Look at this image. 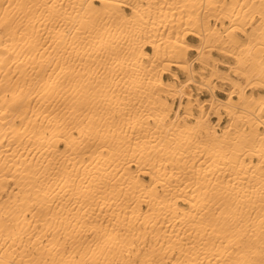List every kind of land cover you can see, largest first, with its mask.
Here are the masks:
<instances>
[{
	"label": "bare ground",
	"instance_id": "obj_1",
	"mask_svg": "<svg viewBox=\"0 0 264 264\" xmlns=\"http://www.w3.org/2000/svg\"><path fill=\"white\" fill-rule=\"evenodd\" d=\"M263 54L264 0H0V264H264Z\"/></svg>",
	"mask_w": 264,
	"mask_h": 264
},
{
	"label": "rangeland",
	"instance_id": "obj_2",
	"mask_svg": "<svg viewBox=\"0 0 264 264\" xmlns=\"http://www.w3.org/2000/svg\"><path fill=\"white\" fill-rule=\"evenodd\" d=\"M256 1L258 3V1H260V0H256ZM124 8H125V10L127 12H129V8H127V7H124ZM255 16H258V15L255 14ZM211 22H212V26H214L216 24V22L214 21V19H211ZM226 24H229V22L226 21ZM219 25L220 24L218 23L217 26L219 27ZM221 30H222L221 32H223V29H221ZM250 30H252V26H248V28H246V31H250ZM235 34L238 35L242 39V41L245 39V36H244L245 34H242L240 32H237ZM187 39L190 42H193V43H196L197 42V40L195 38L191 37V36H190V38H187ZM255 40H258L257 43H259V37H255ZM194 54L195 53L193 51H189V53H188V59L189 58L191 59L194 56ZM210 55H211V59L209 60V64L207 66L205 64H202L201 62L194 64L195 69L197 70V72L200 75V76H196L197 80H201V77H209L210 76V72H211L209 66L211 67L213 64L217 63L219 59L220 60H223L224 59V61L229 62L230 64L235 65L236 60L234 58L226 55V54L221 53L219 50H217V47L216 46L212 48V50L210 52ZM262 56L264 57V54ZM219 67L222 68V69H227L230 76H232L233 78H235L238 81L242 82L243 84H246V80L244 78H241L239 76H233V69L230 70L229 68L223 67V66H219ZM172 69L175 70V71H177L178 74L179 73L181 74L179 76L180 81H183L186 78V74L184 72L180 71L178 68L172 67ZM168 75H169V77H168L167 80L173 79L170 74H168ZM180 83L181 82L178 81V84H180ZM251 83H250V85L247 84V86H245V89H246V92L247 93L253 92L255 95H258L259 93H264V90L260 86H258L256 84L257 83L256 80H252ZM216 90L223 91L224 93H227L228 91L229 92L232 91L233 94H234V98H238L237 95H236V93H235L236 90L232 87L231 84H226V83L225 84L224 83L221 84L220 82H216ZM204 91L207 92L208 93V96H209V90H208V88H206V87L204 88L203 86L200 87L197 84H193L192 85V91H191L192 97H193L192 98V101L194 102L197 98L200 99V100L205 99V98H208V96L205 97V98H203V97L201 98L200 97V93L201 92H204ZM224 97H220V98H224ZM179 101L185 103V100H183L182 98L181 99L180 98H176L175 99V102H174V105H178L179 104ZM193 106H194L192 108L193 113L196 114L198 112V110L196 108L197 106L196 107H195V105H193ZM206 106L207 105H205V107ZM220 112H221L220 113L221 120H220V123H219V127H222L226 123V121L228 120V114L223 109H221ZM211 116H213L212 113L210 114V117H209L210 120L212 121ZM215 117H216V121H217V116H215ZM189 120H191V119H189ZM242 121H244V123L241 122L237 126H242L243 125V128H245V130H248L249 129V126L247 125V122H245V116L242 117ZM254 124L258 125L259 130H263L264 129V125L261 123V121L255 120ZM219 127H218V130H221ZM246 160H248V157H246ZM253 160H257L256 157H253ZM252 182H250V183H252ZM236 184H237L236 179L228 182V185L231 186L232 188H235L236 187ZM184 206L185 207H188V204H185Z\"/></svg>",
	"mask_w": 264,
	"mask_h": 264
},
{
	"label": "crops",
	"instance_id": "obj_3",
	"mask_svg": "<svg viewBox=\"0 0 264 264\" xmlns=\"http://www.w3.org/2000/svg\"><path fill=\"white\" fill-rule=\"evenodd\" d=\"M191 37H193V36H191ZM187 38H190V36H188ZM194 38V37H193ZM146 50H150L149 48H147L146 47ZM181 74L179 73V76H180ZM168 77H169V75L168 74H165L164 76H163V78L165 79V80H167L168 79ZM215 93L219 96V97H224L226 94L223 92V91H220V90H216L215 91ZM208 96V93L207 92H202V93H200V97L202 98H205V97H207Z\"/></svg>",
	"mask_w": 264,
	"mask_h": 264
},
{
	"label": "built area",
	"instance_id": "obj_4",
	"mask_svg": "<svg viewBox=\"0 0 264 264\" xmlns=\"http://www.w3.org/2000/svg\"><path fill=\"white\" fill-rule=\"evenodd\" d=\"M201 93H202V92H201ZM211 119L213 120V119H214V117L212 116V117H211Z\"/></svg>",
	"mask_w": 264,
	"mask_h": 264
}]
</instances>
